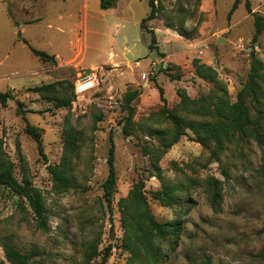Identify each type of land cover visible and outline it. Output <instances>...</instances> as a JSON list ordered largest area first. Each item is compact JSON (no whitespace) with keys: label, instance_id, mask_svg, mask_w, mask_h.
I'll return each mask as SVG.
<instances>
[{"label":"rangeland","instance_id":"rangeland-1","mask_svg":"<svg viewBox=\"0 0 264 264\" xmlns=\"http://www.w3.org/2000/svg\"><path fill=\"white\" fill-rule=\"evenodd\" d=\"M6 1L0 0V91L13 98L5 107L0 102V162L42 195L48 229L25 197L0 184V264H12L4 243L32 253L29 264H83L89 254V264L104 256L105 264H264V145L236 133L217 158L190 128L172 142L168 116L201 119L180 110L178 88L193 98L225 94L231 102L247 88L253 121L264 128V99L255 100L248 85L253 60L264 75V29L254 36L253 14L264 18V0H250L251 12L239 0L230 16L235 0H154L158 16L145 21L157 36L152 50L140 24L149 0H119L108 9L100 0ZM22 38L60 61L38 58ZM194 57L212 65L222 85L198 76ZM88 75L93 84L77 93ZM55 80L62 82L50 93L28 90ZM258 82L264 93V80ZM130 89L139 95L126 134ZM62 97L72 104L57 107ZM27 122L38 127L44 153ZM70 132L74 150L66 165ZM112 142L117 179L108 202L103 182ZM54 169L65 170L66 184ZM146 207L178 229L151 231Z\"/></svg>","mask_w":264,"mask_h":264},{"label":"trees","instance_id":"trees-1","mask_svg":"<svg viewBox=\"0 0 264 264\" xmlns=\"http://www.w3.org/2000/svg\"><path fill=\"white\" fill-rule=\"evenodd\" d=\"M118 0H100V8L108 9L116 5ZM150 6L149 13L142 18L141 27L146 29L151 34V42L149 48L152 50L156 47L157 36L153 28L145 25V21L149 19L156 18L157 8H155L154 0L148 1ZM239 0H235L230 11L229 16L238 7ZM245 6L249 12L251 9L250 0H245ZM8 12L12 18L13 9L12 5L8 4ZM254 14V25H255V35L257 36L264 29V18L261 14L253 12ZM15 20V19H14ZM17 24V23H16ZM170 26V25H168ZM171 27V26H170ZM184 34L183 32H179ZM23 41L29 44L32 52L40 59L44 61H49L53 64L57 63V58L55 54H51L45 50L35 48L30 45L29 41L22 38ZM192 63L195 67L196 74L200 77L207 78L214 82L216 86L222 85V81L218 77L217 70L210 64H207L200 60L198 57H194ZM261 63L258 60H253L252 67L249 74V83L251 89L250 92L253 94L255 100L264 99V93L261 91L258 79L264 80V75L260 73ZM62 82V80H55L51 82H46L42 84H37L35 86L29 87L28 90L35 91L39 94H46L56 90L57 86ZM178 94L181 97L179 107L180 110L192 115L200 116V120L195 119H183L173 113L168 116L172 119L174 124V137L172 142L178 141L181 135L186 133V128H190L196 139L204 146L211 149V155L215 157H220V154L224 151L228 141L232 140L236 133L239 136L252 137L258 141L259 144L264 145V128L258 121H253L251 114V103L247 102L248 90L244 88L240 91L238 99L231 102L225 94H208L202 95L197 98L191 97L185 89L178 88ZM139 95L137 89H130L124 95L123 107L127 109V115L125 116V123L123 125V130L126 134L132 132L133 117L135 114V107L132 101ZM75 96V94H74ZM13 98V93L9 90L0 91V102L3 107L7 106L8 100ZM163 100L166 98L162 96ZM73 98L62 97L56 101V106H70L72 104ZM27 110L23 108L21 101L17 102L16 112L24 116ZM264 113V110L260 109ZM26 131L36 139L38 143V148L43 152V143L39 129L34 124L27 122ZM66 156L74 150V135L70 132L67 134L66 139ZM108 162V175L103 182L104 195L108 202H111L112 195L115 190L116 185V169H115V144L111 143L109 148V153L107 156ZM67 165V160L65 161ZM224 173H228L227 169H223ZM53 173L58 177L60 182L67 183L68 177L66 176L65 170L54 169ZM261 173L264 177V156L261 165ZM0 184H4L12 191L25 197L30 206L32 207L39 225L43 229H48V219L46 213V207L42 195L38 190L31 186L29 183H23L16 179L13 174V167L9 163L7 165H2L0 162ZM144 216L146 217L147 224L149 225L151 231H156L159 234H172L178 229V222H159L150 213L149 209L146 207L144 211ZM4 253L8 261L12 264H29V259L32 255L30 252H22L17 249L11 243H4ZM91 254L85 257L83 264H89L91 259ZM107 256H104L101 264H105ZM154 260V263H157ZM200 264H211L209 259L204 260Z\"/></svg>","mask_w":264,"mask_h":264},{"label":"built area","instance_id":"built-area-1","mask_svg":"<svg viewBox=\"0 0 264 264\" xmlns=\"http://www.w3.org/2000/svg\"><path fill=\"white\" fill-rule=\"evenodd\" d=\"M84 79L85 80L80 79L78 81L76 88H75L77 93H80V92L86 90L87 88H89L91 85L88 86V84L93 82L91 75H88L87 79H86V77H84Z\"/></svg>","mask_w":264,"mask_h":264},{"label":"crops","instance_id":"crops-1","mask_svg":"<svg viewBox=\"0 0 264 264\" xmlns=\"http://www.w3.org/2000/svg\"><path fill=\"white\" fill-rule=\"evenodd\" d=\"M118 1H119V0H118ZM118 1H117V3H118ZM3 2H4L5 5H6V2H7V1H6V0H3ZM117 3H116V4H117ZM55 56H56V58H57V61H60L56 54H55Z\"/></svg>","mask_w":264,"mask_h":264},{"label":"bare ground","instance_id":"bare-ground-1","mask_svg":"<svg viewBox=\"0 0 264 264\" xmlns=\"http://www.w3.org/2000/svg\"><path fill=\"white\" fill-rule=\"evenodd\" d=\"M92 84H93V82H92V83H89L88 86H89V85H92Z\"/></svg>","mask_w":264,"mask_h":264}]
</instances>
